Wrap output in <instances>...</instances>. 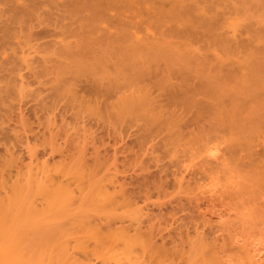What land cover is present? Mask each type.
<instances>
[{
    "label": "rangeland",
    "instance_id": "374dc122",
    "mask_svg": "<svg viewBox=\"0 0 264 264\" xmlns=\"http://www.w3.org/2000/svg\"><path fill=\"white\" fill-rule=\"evenodd\" d=\"M94 223H123L118 262L148 242L135 263L245 264L264 243V0H0V264L118 263Z\"/></svg>",
    "mask_w": 264,
    "mask_h": 264
},
{
    "label": "bare ground",
    "instance_id": "6f19581e",
    "mask_svg": "<svg viewBox=\"0 0 264 264\" xmlns=\"http://www.w3.org/2000/svg\"><path fill=\"white\" fill-rule=\"evenodd\" d=\"M213 148H214V147L210 148V149L212 150V153H211V154L213 155V156H211V158H214V159L217 158V159H218V157L216 156V155H217L216 152H218V151H217L218 149L216 150V147H215L214 149H213ZM209 154H210V153H209ZM214 156H215V157H214ZM218 156H219V155H218ZM37 164H38V163H37ZM37 164H36V165H37ZM46 164H48V163L46 162ZM47 166H48V165H47ZM38 167H39V166L37 165V168H38ZM40 167H41V166H40ZM42 167H43V166H42ZM48 167H49V166H48ZM34 168L36 169L35 165H34ZM50 168H51V167H50ZM39 169H41V168H39ZM39 169H37V170H38V172H37L38 174L40 173V172H39V171H40ZM55 169H56V168H55ZM37 170H35V171H37ZM41 170H42V169H41ZM43 170H44V172H47L46 168H45V169L43 168ZM48 170H49V168H48ZM52 170H53V169H52ZM54 171H55V170H53V172H54ZM37 173H36V174H37ZM36 174L34 173V175H33L34 177L31 178L32 180H33L35 177L38 178L39 175L37 174V176H36ZM40 174H41V173H40ZM55 174H56V173H54V176L56 177ZM45 175H46V174H45ZM50 175L53 176L52 173L49 174V175H48V173H47V175H46V177H45V180H46V179L48 180L49 178L51 179L52 176L50 177ZM79 175H81V174H79ZM61 176H62V174H61ZM64 176H65V175H64ZM75 176L77 177L78 175H75ZM76 177H74V178L76 179ZM81 177H82V175H81ZM81 177L78 178V183H79V184H80V180H79V179H80ZM37 178H36V180L34 179V181H32V180L30 179V181H29V185H31V184H30L31 181H32V182L34 183V185H35V184H36L35 181H38ZM40 178H41V180H42V179L44 180V178H42V177H40ZM52 179H54V178H52ZM56 179H57V181L55 180L56 182L53 181V183H55V184L52 185V186H53V187H52V188H53L52 190H49V188L51 189V185L48 186L49 183L51 184V181L48 180V183H47V180H46V181H43V180H42L43 183L46 182V188H45V189H46L48 192H49V191L52 192V191H59V190H60L59 188L61 187V190H60V191L63 192V190H64V192H65L64 194L66 195L68 192L66 193L65 190H67V188L70 187L69 189H70L71 191H69V192H71V194H70V193H68V194L71 195L70 198H71V197L73 198V199H71V201H73L72 203H74V201H75V200H74V195H76V194L72 193L73 189H71V185H69V183H68V185H69V187H68V185H66L67 183H66V182L64 183V181H61V180H60V181H61L62 184H61V183L57 184V182H58V178L56 177ZM41 180H40V181H41ZM42 181L39 182L40 185H41ZM82 181H84V180L82 179ZM82 181H81V183H82ZM76 182H77V181H76ZM76 182H75V183H76ZM109 182H110V183H109ZM109 182H108V185H109V186L112 185V186H113L112 188L109 187L106 183H103V184H101L100 186L97 185V186H99L98 189L94 187L95 189L93 190V191H96V192H97V190H98L97 193H98L99 195H101V194L104 193V192H100V191H102V189H103V191H106V193H104L103 195H101V196H105L104 198H105L106 200H108V201H105V202H109V200H110V202H113L112 200H115V199L118 198V197H115L114 199L112 198L113 191L116 192V190H117V189L115 188V184H114L115 181L110 180ZM113 182H114V183H113ZM63 183H64V184H63ZM78 183H77V184H78ZM37 184H38V183H37ZM37 184H36V185H37ZM77 184H76V185H77ZM85 184H86V182H85ZM105 184L107 185V187L105 186ZM110 184H111V185H110ZM29 185H28V187H29ZM40 185L38 184V186H37V187L35 186V188H38ZM58 185H60V187H59ZM65 185L67 186V188H66ZM43 186L45 187V184H43ZM47 186L49 187L48 189H47ZM55 186H56V187H55ZM63 186H64L65 189L62 188ZM87 186H88V184H87ZM58 187H59V188H58ZM77 187L79 188V185H77ZM80 187L83 188L84 186L82 187L81 184H80ZM85 187H86V186H85ZM88 187H89V189H90L91 186H88ZM101 187H102V188H101ZM108 187L111 188V190H110V189L108 190ZM24 188H25V187H24ZM55 188H58L59 190H58V189L56 190ZM78 188H77V189H78ZM81 188H80V190H81ZM105 188H106V190H104ZM113 188H114V189H113ZM211 188H212V187H211ZM27 189H28V188H27ZM40 189H42V188L39 187L38 192L40 191ZM45 189H43V190H41V191L39 192L41 195L43 194L42 197H43V196L45 197V198H44V201L52 202V199H55V200H56V198H55L56 195L61 196V194L55 193V194H54L55 196H54V195L49 196L48 198H50V200H48V198H47L46 196H48L49 194L46 195V196L44 195V194L47 193V191H44ZM69 189H68V190H69ZM83 189H84V188H83ZM92 189H93V188H92ZM115 189H116V190H115ZM24 190H25V189H24ZM68 190H67V191H68ZM78 190H79V189H78ZM80 190H79V191H80ZM99 190H100V191H99ZM120 190H121V189H120ZM120 190H119V192H120ZM209 190H210V189H209ZM42 191H43V192H42ZM90 191H91V189H90ZM107 191H108V193H107ZM122 191H125V192H126V190H125V189L123 190V188H122ZM122 191H121V192H122ZM211 191H212V190H211ZM41 192H42V193H41ZM45 192H46V193H45ZM81 192H82V191H81ZM81 192H79V193L81 194ZM91 192H92V191H91ZM117 192H118V190H117ZM110 193H111V194H110ZM122 193H123V192H122ZM130 193H131V192H130ZM108 194H109V195H108ZM72 195H73V196H72ZM89 195H90V193H88L86 196L88 197ZM91 195H92V194H91ZM96 195H97V194H96ZM115 195H116V194H115ZM121 195H124V194H120V196H121ZM52 196H53L54 198H53ZM58 196H57V197H58ZM93 196H94V193H93ZM106 196H107V197H106ZM108 196H109V197L111 196V197L109 198ZM61 197H62V196H61ZM61 197H60V198H61ZM64 197H65V196H64ZM75 197H76V196H75ZM122 197H123V196H122ZM122 197H121V198H122ZM66 198H67V197H65V200H66ZM83 198H84V197H83ZM89 198H92V197L89 196ZM97 198H98V200H100L101 197H98V196H97ZM107 198H108V199H107ZM45 199H47V200H45ZM61 199H62V198H61ZM61 199H57V200H58V201L56 200L57 202H55V200H54L53 203H51V204L48 203V202H45V203H46V204L48 203V207H50V205L52 206V204H54V203H55L54 205H57V206H58L60 202H63V203H64L63 199H62V200H61ZM87 199H88V198H87ZM118 199H120V198H118ZM128 199H129V196H128ZM128 199H127V202H128ZM42 200H43V199H42ZM60 200H61V201H60ZM67 200H68V199H67ZM88 200L90 201V199H88ZM88 200H86V201L89 202ZM102 200H103V199H102ZM59 201H60V202H59ZM69 201H70V199H69L66 203H64V205H63V203H61V206H62L63 208H65L66 205H67L66 209H67V208H68V209H67L66 211H68V212H69V210H70L69 208H71V209L73 208V207H71L70 204H67ZM84 201H85V199H84ZM86 201H85V202H86ZM94 201H95V200H94ZM103 201H104V200H103ZM116 201H117V200H116ZM121 201H123V200H121ZM129 201H130V199H129ZM58 202H59V203H58ZM87 202H86V203H87ZM105 202H104V203H105ZM110 202H109V204H111ZM119 202H120V201H119ZM119 202H116V204H117V205L121 204V202H120V203H119ZM72 203H71V204H72ZM90 203L92 204L91 201H90ZM97 203L99 204L100 202H97ZM118 203H119V204H118ZM123 203H124V205L126 204L125 200H124ZM49 204H50V205H49ZM65 204H66V205H65ZM113 204L116 205L115 203H113ZM68 205H69V206H68ZM72 205H73V204H72ZM105 205H106V203H105ZM105 205H104V206H105ZM111 205H112V204H111ZM114 205H113V206H114ZM121 205H122V204H121ZM121 205H119V206H121ZM98 206H102V204H101V205H98ZM104 206H103V207H104ZM119 206H118V207H119ZM46 207H47V206H46ZM53 207H54V206H52V208H53ZM62 207H61V208H62ZM121 207H122V206H121ZM54 208H57V207H54ZM63 208H62V209H63ZM75 208H78V206L75 207ZM115 208H116V207L114 206V209H115ZM57 209H58V208H57ZM62 209H61V210H62ZM73 209H74V208H73ZM140 209H141V208H140ZM63 210L65 211V209H63ZM63 210H62V211H63ZM70 211H71V210H70ZM138 211H139V210H138ZM65 215L68 216V214H66V213H65ZM75 215H76V214H75ZM85 215H86V214H85ZM220 215H221V214H219V216H220ZM76 216H77V215H76ZM68 217H69V216H68ZM73 217H74V223H76V222H75V216H73ZM78 217H79V216H78ZM78 217H77V218H78ZM82 217H83V216H81V218H82ZM220 217H221V216H220ZM69 218H70V217H69ZM71 218H72V217H71ZM79 218H80V217H79ZM82 219H83V218H82ZM136 219H137V218H136ZM71 220H72V219H71ZM86 221H87V219H86ZM88 221H89L88 223H90V220H89V219H88ZM135 221H137L136 223H138L139 218H138L137 220H135ZM83 222H84V220H83ZM99 222H100V221H99ZM139 222H140V221H139ZM70 223H71V222H70ZM77 223H80V225H81V220H80V222H77ZM85 223H86V222H85ZM85 223H84V224H85ZM88 223H87V224H88ZM95 223H96V222H95ZM95 223H94V227L99 229V228L101 227L100 224L98 225V227H96ZM104 223H105V222H104ZM133 223H134V222H133ZM133 223H131V224H133ZM84 224H83V225H84ZM87 224L85 225L86 227H83V228H84V230H86L87 233H89L88 236L90 237V235H91L92 237H93V236H94V237H97V239L95 238L96 240L94 239L95 241L101 243V242L99 241V240L101 239V240H103L102 242L105 244V245H103V243H101V245H100V244H98V243L96 242V243H97V246H96V245H95L96 243L93 244L94 241H91L92 238L89 239V237L87 236V237H88V241H89L90 243L92 242V244L95 246L94 249L97 248L96 250H98V245H99V249H100V248H102V250H103V249H106L107 252H106V251H103V252H102L101 250L99 251V252H102L101 254H103V255L105 254L103 257H106V256H107L106 253H107V254L109 253L108 255H110L111 252L114 251V253H116L117 251H118V252L120 251L119 249H121V251L119 252L118 256H116V255H114V253H112V254L114 255V258L116 257L115 260H114V263L118 262V261H119V255H120V253H121V252H124L123 254H125V249L129 247L128 245L131 243L130 241H132V240H129V241L127 242V239H126V237H125V234H127V233H124V234H123V232L125 231V229H123V228H122V230H124V231H122V233H121L122 235H118V233L120 234L119 230H121L120 226L123 227V225H121V224H123V223H120V224L117 226V228H118L119 230H118L117 228H111V226H109V225H106V226H108V228L104 226L105 228L108 229V231L111 230V229H112V230H115V229H116V231L118 230V231L116 232L117 234H115V232H113V231H112V234L110 233V231L107 232V231L104 229V227L100 228V230L103 229V232L106 231V232L108 233L107 236L112 235L111 238H113V239L110 238L111 240H110V239H107V238H105V239L103 238V237H106V234H107L106 232H105V235H103V236H102V234H104V233H101V235H100V234L97 232V233H98V234H97V233H96V230H97V231H99V230H98V229L93 230V229H95L94 227H91V228H90V229L93 230V231H91V232H90V231H87V230H89V229H86V228H87ZM90 224H91V223H90ZM90 224H88V226H89ZM107 224H108V223H107ZM76 225H77V224H76ZM83 225H82V226H83ZM134 225H135V223H134ZM82 226H81V227H82ZM99 226H100V227H99ZM125 226H126V225H125ZM89 227H90V226H89ZM109 227H110L111 229H110ZM115 227H116V226H115ZM92 228H93V229H92ZM125 228H126V230H128V229H127L128 227H125ZM129 229H130V228H129ZM134 229H135V230H134L135 232L140 231V230L137 231L136 227H135ZM139 229H140V228H139ZM150 230H151V228H150ZM94 231H95V232H94ZM128 231H129V230H128ZM132 231H133V230H132ZM134 231H133V233H131V234H133V236H134V234H137V233H135ZM99 232H100V231H99ZM126 232H127V231H126ZM140 232H141V231H140ZM152 232H153V231H152ZM87 233H86V235H87ZM90 233H91V234H90ZM92 233H93V234H92ZM94 233H95L96 235H98L99 238H98V236H95ZM109 233H110V234H109ZM138 233H139V232H138ZM113 234H114V235H113ZM129 234H130V232H129ZM129 234H128V235H129ZM141 234H142V233H141ZM149 234H150V233H149ZM250 234H251V233H250ZM250 234H249V240L251 239L250 236L253 235V233H252L251 235H250ZM115 235H116V236H117V235L120 236L119 240L121 239V241H122V243H121V241H120L121 245H120L119 241L116 242V243H115V241H114L115 244L112 243V242H113L112 240L116 239V238H115V237H116ZM128 235H127V236H128ZM78 236H80V234H79ZM82 236H83V234H82ZM113 236H115V237H113ZM118 236H117V237H118ZM121 236H122V237H121ZM129 236H130V235H129ZM149 236H150V235H149ZM259 236H260V235H259ZM123 237H125V238H124V241L122 240ZM135 237H136V236H135ZM143 237H145V236L143 235ZM143 237H142V238H143ZM146 237H147V235H146ZM146 237H145V239H146ZM236 237H237V236H236ZM238 237H239V236H238ZM238 237H237V238H238ZM241 237H242V236H240V238H241ZM245 237H246V236H245ZM252 237H253V236H252ZM256 237H258L257 234H256ZM256 237H255V238H256ZM260 237H262V236H260ZM260 237L258 238V240L260 239ZM80 238H81V236H80ZM128 238H129V237H128ZM133 238H134V237H133ZM136 238H137V237H136ZM136 238H135V239H136ZM147 238H148V237H147ZM149 238H150V237H149ZM242 238H244V237H242ZM81 239H83V238H81ZM81 239H80V241H81ZM84 239H85V238H84ZM84 239H83V240H84ZM129 239H130V238H129ZM152 239H153V238H152ZM238 239H239V238H238ZM247 239H248V238H247ZM262 239H264V237H262ZM117 240H118V238H117ZM125 240H126V241H125ZM143 240H144V239H143ZM143 240H142V241H143ZM150 240H151V238H150ZM233 240H234V239H233ZM243 240H244V239H243ZM255 240H256V239H255ZM106 241H108V242H107L108 245L106 244ZM140 241H141V239H140ZM148 241H149V240H148ZM260 241H261V240H260ZM85 242H87V241H85ZM110 242H111V243H110ZM129 242H130V243H129ZM149 242H150V241H149ZM83 243H84V242H82V247H83V246L85 247L86 244L89 245L88 242H87L86 244H84V245H83ZM109 243H110V244H113V245H112V246L110 245V247H109ZM128 243H129V244H128ZM134 243H135V242H134ZM142 243H144V242H142ZM147 243H148V242H145L144 245H143V244H139V245H141V248H140V250L138 249V250L140 251L139 254H140L141 252H143V253L146 252L145 254H146L147 257H145V258H148V253H149V252H147V250H146V248H148ZM233 243H234V242H233ZM132 244H133V243H132ZM87 245H86V249L88 248ZM106 245H107L108 247H106ZM119 245H120V246H119ZM137 245H138V244H137ZM146 245H147V247H144V246H146ZM234 245H235V247H236L237 249H239V248L236 246L237 244H234ZM101 246H102V247H101ZM118 246H119V247H118ZM125 246H126V248H125ZM127 246H128V247H127ZM130 246H131V244H130ZM134 246H136V245H134ZM248 246H249V245H248ZM248 246H247V247H248ZM105 247H106V248H105ZM121 247L125 248L124 251H123V248H121ZM143 247H144V248H143ZM150 247H152V246L150 245ZM244 247H245V246H244ZM247 247H245V249L249 250V253H248V251H244V252H246V253H244L245 256H246V257L244 256V258L246 259V260H244V261H245V262H244L245 264L250 263V261H251L253 264H256V263L261 264V262L264 263V243H262V241H261V242H257V243H256V242H255V243H251V247H249L250 249H248ZM91 248H92V247H91ZM107 248H111V250H112V249H113V250L110 251V252H108ZM114 248H116V250H115ZM117 248H119V249L117 250ZM131 248H132V247H131ZM138 248H139V247H138ZM92 249H93V248H92ZM94 249H93V250H94ZM135 249L137 250V248H135ZM141 249H144V250H141ZM148 249H149V248H148ZM152 249H154V248H152ZM152 249L150 248V250H152ZM156 249H157V247H156ZM241 249H242V248H241ZM96 250L94 251V253L96 252ZM131 250H132V249H131ZM131 250L128 252V253H129V256L132 255L131 252H132L133 254H134V252H135V256H136V254L138 253V251H136V250H134V251L132 250V251H131ZM150 250H149V251H150ZM161 250H162V249H160V252L162 253ZM87 251H88V250H87ZM126 251H128V249H126ZM158 251H159V250H158ZM242 251H243V250H242ZM90 252H91V251H90ZM99 252H97V254H99ZM105 252H106V253H105ZM118 252H117V253H118ZM151 252H152V251H150V255H152V257H149V258L153 259V258L155 257V256H153V254L155 255L156 251L154 252V250H153V254H151ZM163 252H164V250H163ZM143 253H142V254H143ZM158 253H159V252H157L156 255H157ZM161 253H160V254H161ZM164 253H165V252H164ZM213 253H214V252H213ZM240 253H241V252H240ZM247 253H248V254H247ZM139 254H137V256H138ZM142 254H141V255H142ZM145 254H143L142 256H144ZM125 255H128V254L126 253ZM162 255H165V254H162ZM162 255H161V256H162ZM240 255H241V254H240ZM247 255H248V257H247ZM129 256H128V257H129ZM132 256H133V255H132ZM132 256H130V258H132ZM137 256H136L135 259H139V260H141V262L144 261L143 258H142V259H143V261H142V259L140 258V255L138 256V258H137ZM213 256H215V255H213ZM133 257H134V256H133ZM156 257H157V256H156ZM216 257H217V256H216ZM240 257H241V256H240ZM240 257H239V258H240ZM106 258L108 259V257H106ZM120 258L122 259L123 257H120ZM130 258H129V259L127 258V261H128V262H118V263H116V264H139V261H138V260H136V261H138V262L135 263V259H134V258L130 259ZM167 258H168V257H167ZM104 259H105V258H104ZM154 259H155L156 263H157V260H159V259H156V258H154ZM205 259H206V258H205ZM205 259L203 258V259H202V260H203L202 262H204ZM212 259H214V261H212V263L217 264V263H216V258L213 257ZM212 259H211V260H212ZM217 259H219V257H218ZM102 260H103V258H102ZM129 260H133V261H129ZM211 260H210V261H211ZM220 260H221V259H220ZM242 260H243V259H242ZM247 260H248V261H247ZM103 261H104V260H103ZM121 261H122V260H121ZM160 261H161V260H160ZM160 261H158V262H159L158 264H160ZM169 261H170V260L168 259V262H169ZM225 261H226V260H225ZM108 262H109V261H108ZM108 262L106 261L107 264H108ZM141 262H140V264H142ZM145 262H146V264H148L147 261H145ZM145 262H144V263H145ZM152 262H153V261H152ZM152 262H151V263H152ZM162 262H163V261H162ZM227 262H228V261H227ZM246 262H248V263H246ZM106 263H104V264H106ZM151 263H150V264H151ZM156 263H152V264H156ZM172 263H173V261L171 260V264H172ZM197 263H199V262H197ZM204 263H205V262H204ZM204 263H202V264H204ZM207 263H208V264H209V263L212 264L211 262H208V261H207ZM90 264H91V263H90ZM112 264H113V262H112ZM161 264H164V262L161 263ZM165 264H166V263H165ZM167 264H170V262L167 263ZM174 264H175V263H174ZM176 264H177V263H176ZM194 264H196V263H194ZM199 264H201V263H199ZM205 264H206V263H205ZM227 264H228V263H227Z\"/></svg>",
    "mask_w": 264,
    "mask_h": 264
}]
</instances>
